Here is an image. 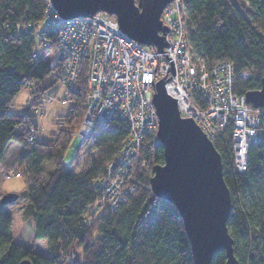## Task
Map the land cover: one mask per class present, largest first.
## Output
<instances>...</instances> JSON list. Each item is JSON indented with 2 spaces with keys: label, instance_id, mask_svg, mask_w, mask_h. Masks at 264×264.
Returning a JSON list of instances; mask_svg holds the SVG:
<instances>
[{
  "label": "trees",
  "instance_id": "16d2710c",
  "mask_svg": "<svg viewBox=\"0 0 264 264\" xmlns=\"http://www.w3.org/2000/svg\"><path fill=\"white\" fill-rule=\"evenodd\" d=\"M180 3L192 54L209 64L228 61L236 72L248 70L249 79L235 83L237 94L260 89L264 78V0ZM47 11L48 0H0V162L8 144L23 149L13 167H18L16 172L25 184V211L33 224V238L45 241L48 250L44 255L14 242L8 229L10 217L0 211V264L24 260L31 264H193L178 212L149 190L152 168L163 163L161 146H142L130 178L135 192L114 209L102 206V191L95 184L127 136L124 121L116 119L96 134L90 146L93 155L85 158L84 166L65 162L64 154L85 112V68L70 97L68 113L56 120V132L50 139L36 135L33 111L43 107L48 92L57 85L43 52L37 50L42 44L43 50L55 53L59 30L37 26ZM29 24L32 27L26 31ZM24 88L29 89V105L18 114H8ZM32 136L35 138L30 140ZM213 146L230 194L226 226L234 256L239 264H264V111L260 136L248 149L244 172L233 168L230 127ZM224 262L225 254L220 251L211 264Z\"/></svg>",
  "mask_w": 264,
  "mask_h": 264
},
{
  "label": "built area",
  "instance_id": "2783aa9c",
  "mask_svg": "<svg viewBox=\"0 0 264 264\" xmlns=\"http://www.w3.org/2000/svg\"><path fill=\"white\" fill-rule=\"evenodd\" d=\"M160 20L168 29L166 47L160 53L153 46H142L127 37L115 18L102 12L64 20L48 4L46 15L37 24L59 30L55 53L43 54L66 94L57 102L70 100L85 68L87 95L85 112L73 139L78 141L76 156L85 151L92 156L90 146L96 134L114 120L127 125V136L118 153L95 184L102 191V206L110 209L134 194L130 178L142 146L158 144V118L152 98L160 80L168 96L176 101L179 116L191 119L210 142L218 141L230 127L233 168L237 172L245 171L248 149L260 136L263 111L247 104L245 95L234 90L237 80L249 79V71L236 72L228 61L209 64L192 54L186 42L180 0H173ZM31 27L29 24L26 31ZM36 38L43 43L39 34ZM55 100L47 99L51 103ZM12 176L19 177L12 170L5 178Z\"/></svg>",
  "mask_w": 264,
  "mask_h": 264
},
{
  "label": "water",
  "instance_id": "95a60500",
  "mask_svg": "<svg viewBox=\"0 0 264 264\" xmlns=\"http://www.w3.org/2000/svg\"><path fill=\"white\" fill-rule=\"evenodd\" d=\"M173 0H48L64 20L91 17L98 12L115 18L130 39L157 52L166 47L168 29L161 23L163 10ZM246 103L264 111V78L258 90L245 94ZM158 118V144L163 163L152 168L151 194L172 204L181 219L193 264H211L223 251L224 264H239L227 230L230 194L223 180L219 154L189 118L179 116L176 101L166 93L164 81L154 86L152 98ZM15 194L3 195L1 206L15 202ZM19 264H31L24 260Z\"/></svg>",
  "mask_w": 264,
  "mask_h": 264
},
{
  "label": "rangeland",
  "instance_id": "374dc122",
  "mask_svg": "<svg viewBox=\"0 0 264 264\" xmlns=\"http://www.w3.org/2000/svg\"><path fill=\"white\" fill-rule=\"evenodd\" d=\"M42 47L43 46L41 44L40 46L37 47V50L47 55L48 51L46 49L43 50ZM49 59L50 56L47 57V60ZM48 94L50 97L53 98V100L54 99L56 100L53 101L52 103L46 100L41 109H35L33 111V117H34L33 122L38 126V131L36 132V135L37 136L39 135V138L41 139H50L52 137V135L58 129V127L55 125L56 120L60 117H64L68 113L69 108L71 107V102L69 101H66L65 104L57 102V100H61L64 96H66L64 90H62V88L58 84L54 88H52L48 92ZM28 105H29V89L24 88L15 96L12 105L9 107L8 114L11 115L18 114L19 112L25 110ZM77 145H78V141L76 140H74V142L69 145V147L67 148L64 154V160L69 166L73 164L74 167L78 166V168H80L82 165L84 166V163L86 161L85 158L88 157V159H90L91 156L89 155V153H87V151L81 153L83 154L82 159L80 153L76 156L75 149H78ZM12 147H15L16 149V151L13 150V153L11 152L12 149H14ZM19 153H23V149L20 146L11 143V146L8 148L6 152L4 161L9 160V158L18 160V157L20 156ZM10 168L5 172H3L4 169L2 170L0 169V184L7 182V180L15 178L20 180L24 185V187L20 188L19 185H14L13 187L19 190H14L12 192H9L8 194H15L17 196L16 201L7 206H1V208L4 210L5 214H7L10 217L9 209L10 207H14L16 211L19 212L25 218L26 221L30 222V225L33 229V224L31 222V219L26 214L25 211L27 201L24 198V191H25L24 181L22 178L17 176H12L9 179H6L5 176L8 175V173H10L12 170L16 171V168L18 169V167H10ZM3 195L5 194H0V199ZM11 236L14 242L21 245L23 244L25 245V247H32L35 251H37L40 254L48 255L46 242L35 241L33 238V230L31 232L30 238L28 239H25L23 236L17 237L12 233Z\"/></svg>",
  "mask_w": 264,
  "mask_h": 264
},
{
  "label": "clouds",
  "instance_id": "9594fccd",
  "mask_svg": "<svg viewBox=\"0 0 264 264\" xmlns=\"http://www.w3.org/2000/svg\"><path fill=\"white\" fill-rule=\"evenodd\" d=\"M14 185H19L20 188H23L24 185L22 182L18 179H10L7 180V182L0 184V194H8L9 192H12L14 190H19L17 188H14ZM10 223L8 224L9 231L17 236L21 237L23 236L25 239L30 238L32 227L30 225L29 221H26L25 218L16 211L14 207H10Z\"/></svg>",
  "mask_w": 264,
  "mask_h": 264
},
{
  "label": "crops",
  "instance_id": "0c3cea01",
  "mask_svg": "<svg viewBox=\"0 0 264 264\" xmlns=\"http://www.w3.org/2000/svg\"><path fill=\"white\" fill-rule=\"evenodd\" d=\"M11 146V143L10 144H8V146H7V148H6V150H5V152H4V156H3V159H2V161L1 162H4V163H1L0 162V169L2 168V167H4V168H2V169H4L3 170V172H5V171H7L10 167H13V166H15L18 162H19V158H20V156L18 157V160L17 159H11V158H9V160H6V161H4L5 160V156H6V152H7V150H8V148ZM12 148H14V149H12V153H13V150L14 151H16V149H15V147H12ZM18 150V149H17ZM22 153H19V155H21ZM1 169V170H2ZM0 211L1 212H4V210L0 207ZM5 213V212H4Z\"/></svg>",
  "mask_w": 264,
  "mask_h": 264
}]
</instances>
